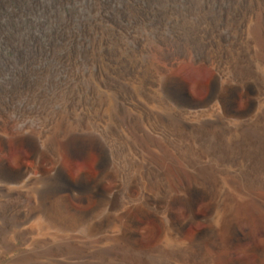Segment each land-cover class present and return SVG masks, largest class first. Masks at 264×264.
Here are the masks:
<instances>
[{
	"label": "rangeland",
	"instance_id": "374dc122",
	"mask_svg": "<svg viewBox=\"0 0 264 264\" xmlns=\"http://www.w3.org/2000/svg\"><path fill=\"white\" fill-rule=\"evenodd\" d=\"M253 9L260 10L264 23V0H0V163L6 170L0 172V264H15L26 251L34 255L36 263L32 264H71L68 238L72 233L63 231L55 223L46 233L40 230L44 223L42 213L57 201L58 192L45 189L44 185H39L35 193L27 188L18 190L23 182L7 177V168L31 167L29 154L17 142V137L36 136L43 141L48 126L61 114H69V126L78 128V124H83V132L99 137L107 146L110 163L129 169L130 161L138 160V155L147 154L148 149L144 146L138 151L134 147V141L143 137L126 124L124 104L137 119H140L138 113L142 114L140 122L143 121L155 138L171 146L166 152L180 164L189 187L192 182L188 169L197 172L199 186L208 187L215 181V175L233 168L242 176L237 187L232 188L236 190L234 193L241 198L254 192L264 194L263 157L246 140L235 143L233 148L227 146L215 122V114L223 111L222 105L210 96L212 91L220 89L223 81L236 84V79L246 76L242 67L248 61H254L259 69L264 67V34L251 18ZM256 39L260 42H255ZM166 77L181 80L192 99L200 104L183 106L162 82ZM112 81L123 82L130 91L123 89L124 86L121 88L120 83L111 85ZM132 92L137 93L135 97ZM234 105L237 111L245 110V101L240 95ZM177 114L198 122L197 131L177 128L174 116ZM248 118L247 113L240 117L225 116L227 122H245ZM180 156L184 157L183 161ZM90 157L62 155L70 178L81 173L91 176L97 173L98 154ZM51 163L49 155L43 157L41 170L51 173ZM27 175H37V171L31 167ZM144 179H148L146 182L155 191L160 190L161 195H165L166 181L173 184L165 172L148 174ZM245 179L247 183L243 182ZM8 186L17 187L15 198L22 205L31 203L34 215L26 217L22 212L17 219L11 216ZM131 192L137 193V189ZM68 202L72 208L80 206L71 196ZM157 209L160 217L134 215L140 222L135 241L140 249L150 250L154 257H135L119 242L115 247L118 253L115 264H170L169 260L174 264H206V257L213 254L216 235L219 236L218 231L212 234L214 224L206 225L198 220L194 225H186L185 235L204 227L207 237L190 260L184 258L187 255L181 258L169 252L164 243L163 200ZM207 210L205 202L200 201L196 212L207 215ZM112 212L118 214L120 210L116 208ZM247 212L253 221L244 227L251 229L250 234L237 241L235 252L219 251L214 264H226L232 259L240 264H264V259L258 260L253 249L255 244L264 245V217L248 206ZM174 218L178 221L184 218L181 206L176 208ZM18 231L32 237H47L49 244L32 246L21 239ZM109 244L110 240L105 239L99 246L109 250ZM98 255L95 251L92 264L100 261L101 255Z\"/></svg>",
	"mask_w": 264,
	"mask_h": 264
},
{
	"label": "bare ground",
	"instance_id": "6f19581e",
	"mask_svg": "<svg viewBox=\"0 0 264 264\" xmlns=\"http://www.w3.org/2000/svg\"><path fill=\"white\" fill-rule=\"evenodd\" d=\"M251 15V18H254L253 20L258 30L264 34V23L262 22L260 10L255 11L253 9ZM256 41L258 40L256 39L255 42ZM212 55H214V52H212ZM252 55L255 56V54ZM238 56H236V58ZM233 62L235 61H232V63ZM247 63L248 65L245 64L246 66L242 67L243 70L246 71V76L244 75L236 79V84L231 82L224 84L223 81L220 89L212 91L210 96L218 99L222 105L223 111L222 113L215 114V122L219 124L227 146L233 148L235 143L246 140L253 147H256V152L258 151L264 159V67L261 69L257 68L255 62L252 60ZM218 71L221 72L220 69H218ZM221 75H223V73ZM162 82L183 106L196 107L200 104V102L192 99L190 94L185 90L184 83L181 80L166 77ZM115 83L117 85L120 83L121 88L124 86L121 81L110 82L111 85H114ZM123 89L130 91L128 87ZM136 94H133L132 92V96L135 97ZM239 95L245 101L246 106L244 111H237L235 109L234 100ZM210 96L208 98H210ZM114 100L119 104L118 98L114 97ZM74 104L78 105L77 103ZM68 106L69 105L66 106L67 109H69ZM122 108L124 110V115L126 116V124L143 137L140 141H134V147L138 151H141V148L145 147L148 149L147 154L140 153L138 155V160L130 161L131 163L129 164L131 167L129 169H126L125 165V168H122L110 163L111 161H109V156L107 154V146L99 137L93 135L91 132H83L81 130L83 124H78V128L75 126H69L67 123L69 114H61V116L56 118L57 120L48 126L49 130L47 131L46 136H44L43 141L40 137L36 136L19 135L17 137V142L26 148L30 157V165L32 169L37 171V175H27L29 168L31 167L20 165L17 170H9L7 168V177L20 184L22 182L24 183H22V185L19 184L20 186H18V190L27 188L35 193L39 191V185H44L46 187L45 189L49 188L58 192L57 201L55 203L53 202L54 204L51 205L50 208L46 207L42 213L44 223L41 225L40 223L42 222L40 221V230L45 231L46 233L54 227L52 225L55 223L59 225L63 231H70L72 233L68 238V245L71 248V264L95 263V260H93V254L95 251L101 255L100 261L97 260L96 264H105V262L106 264H111L117 259L118 253L115 250V247L119 245V242L124 243L135 257L149 259L154 257V254L150 250L140 249L135 241L139 232L140 222L134 215H138L142 218H149L151 216L160 217L157 204L163 200L165 202V210L163 212L165 215L162 214L166 229L164 243H166V249L169 250V252L178 254L179 256L181 255V258L182 256L187 255V258H184L191 259L194 255V250L201 247L207 234L203 232L204 227L195 229L193 233L189 235L184 234V229L188 223L194 225L196 221L199 222L198 220H200L206 225H209V223L214 224L215 230L213 233L211 232L212 234H217V231L219 232L218 238L216 235L217 242L212 248L213 254L207 256L206 259L204 258L206 264H214V259L218 256L219 251L226 250L231 253L234 250L237 241L244 236L249 235L251 232V229L244 227V224L248 225L253 221L247 212V206L250 207L254 213L264 217V194H261V192H254L252 194L250 193V196L241 198L234 193L236 190L233 191L232 188L237 187L241 174L234 170L232 166V169L228 167L229 169L224 170L221 175H215V181L208 187L199 186L197 182V172L195 173L192 171L193 169H188L192 182V186L189 187L186 183V175L180 164L174 159V157L166 152L171 146H169L163 139L155 138L146 129L143 121L140 122V119H142L141 113H138V118L140 119H137L134 116V113L124 104H122ZM244 113L249 114V118L246 121L244 120L245 122H239L236 120L227 122L225 119V116L227 115L231 117H240L244 115ZM174 116L176 117L175 124L177 128H190L192 132L199 127L198 122H192L179 114ZM61 133H63V135H61ZM237 146L240 147L239 144ZM160 149H164V152ZM93 153L98 154V158L95 162L97 173H95L94 176L87 173H81L76 178H70L62 163V155L65 154L68 157L84 155L89 158ZM47 155L52 158L51 164L53 165V168L51 173H45L41 170V159ZM180 158L182 161L184 160L183 156H180ZM0 172H6L2 163H0ZM164 172L170 175L173 184L166 181L167 187L164 189L165 195H161L160 190H158L159 187H157L158 191H155L154 188L148 184L149 182H146L148 179L145 180L144 178L148 174H160ZM25 176H28V178ZM202 177L200 179H202ZM244 177L246 176H243V179ZM163 180L165 179L163 178ZM243 182L247 183L246 179ZM243 182L241 183L243 184ZM251 182L254 183V181ZM108 185L110 186L108 187ZM13 187L14 186L11 188H9V186L7 187V195L9 199L12 198L11 201L9 200L11 203L9 209L11 216L14 219H17L22 212L26 217L34 215L35 211L31 206V203L22 205L21 202H19L18 197L15 198L17 194L15 190H17V187ZM133 188L137 189V193L131 192ZM242 192H244V190ZM69 196L80 205L78 208H72L69 206ZM200 201L205 202L208 208L207 215H202L196 212L197 205ZM178 206L183 208L184 213V218L179 221L174 218L175 210ZM116 208L120 210V213L114 214L112 212V210ZM252 226L254 227V224ZM18 235L23 241L30 242V245L32 246H40L42 243H48L47 237H32L27 233H21L19 231ZM105 239L110 240L109 250H103L102 247L99 246V243ZM262 244H255L253 247L258 260L264 259V245ZM36 254L40 256L39 253ZM31 256L32 254L26 251L22 254L23 258L21 257L20 259H17L18 261L15 264H32V262H35V259L34 255L32 256L33 258H31ZM24 257L26 259H24ZM173 258L175 257L173 256ZM160 260L162 259L160 258ZM165 260L167 259L165 258ZM132 261L134 262L133 259ZM169 262L170 264H174L170 260ZM191 262L194 261L192 260ZM113 264H115V262ZM226 264L240 263L238 260L232 259Z\"/></svg>",
	"mask_w": 264,
	"mask_h": 264
}]
</instances>
